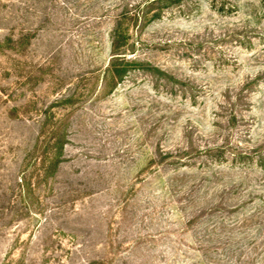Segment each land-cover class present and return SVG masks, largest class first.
<instances>
[{
    "label": "rangeland",
    "instance_id": "rangeland-1",
    "mask_svg": "<svg viewBox=\"0 0 264 264\" xmlns=\"http://www.w3.org/2000/svg\"><path fill=\"white\" fill-rule=\"evenodd\" d=\"M152 1L0 0V264H264V0Z\"/></svg>",
    "mask_w": 264,
    "mask_h": 264
},
{
    "label": "trees",
    "instance_id": "trees-1",
    "mask_svg": "<svg viewBox=\"0 0 264 264\" xmlns=\"http://www.w3.org/2000/svg\"><path fill=\"white\" fill-rule=\"evenodd\" d=\"M180 0H153L149 4L153 6L156 3L159 2H169V3H175ZM148 14H145V16H140L138 14H134L131 18L128 17H118L116 18L115 26L112 32V58L110 60V63L108 64L107 70H106V80L107 82L111 81V83H116L117 81H121L124 75L127 73V64L128 62L126 61L127 54L130 53L132 50L130 49V46L126 40H128V34H129V27L131 26L130 23H126L127 20L129 21H135L138 22V20L142 19L146 25L152 23V21H155L156 19H160L161 13H156L154 14L151 18H148ZM47 149L48 147L50 148L49 151L43 156L44 158L41 159L42 161V168L46 170L47 168L51 169L54 168L58 164V158L60 155L57 156V150L60 149V144L59 145H52L49 146L47 144H41L40 142L37 143L34 152L37 153L41 148ZM62 149V147H61ZM212 152L218 153V157L223 159L224 152L221 148H217ZM238 158L240 160L242 159H248L245 157V155H241ZM22 185L24 188L29 189L30 185L28 183V178L24 177L22 180Z\"/></svg>",
    "mask_w": 264,
    "mask_h": 264
}]
</instances>
